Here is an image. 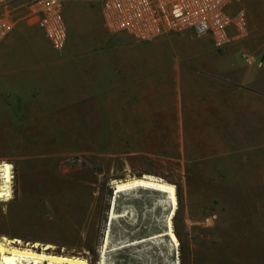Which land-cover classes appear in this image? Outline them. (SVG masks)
Instances as JSON below:
<instances>
[{"label":"rangeland","instance_id":"obj_1","mask_svg":"<svg viewBox=\"0 0 264 264\" xmlns=\"http://www.w3.org/2000/svg\"><path fill=\"white\" fill-rule=\"evenodd\" d=\"M27 1L11 5L14 28L0 44V166L12 165L10 198L0 200V241L17 232L7 221H29L27 235L11 246L42 252L49 245L46 254L98 264L108 231L106 264L212 263L205 252L217 244L210 232L217 209L240 189L231 178L264 165L262 148L235 147L234 139L210 147L216 133L191 130L196 125L189 116L163 113L167 98L190 94L183 92L186 79L171 66L145 70L146 63L183 52L179 37L199 35L141 42L107 31L102 0H67V40L59 55L28 15ZM202 44L201 56L217 52ZM121 60L126 71L118 76ZM105 67L111 75L98 77ZM156 104L162 114H150ZM141 177L172 185L174 210L164 194L136 189L115 196L117 217L109 222L110 187ZM21 193L30 202L19 204ZM211 215L215 219L204 223ZM168 218L177 245L164 234Z\"/></svg>","mask_w":264,"mask_h":264},{"label":"crops","instance_id":"obj_2","mask_svg":"<svg viewBox=\"0 0 264 264\" xmlns=\"http://www.w3.org/2000/svg\"><path fill=\"white\" fill-rule=\"evenodd\" d=\"M66 1L64 19L67 18L68 21L70 8H66ZM240 5L247 16L246 38L236 40L234 30L230 29L229 35L234 39L219 49L208 37H179L178 40L184 47L183 52L182 49L180 52L175 49L170 55H156L147 61L145 70L171 66L176 75L186 79L183 92L190 94L186 97L167 98L163 113L170 116H189L193 120L192 124L196 125L191 130L216 133L217 141L209 144L210 147L228 146L227 141L224 143L223 140L234 139L235 143L231 144L235 147L262 148L264 165V0H241ZM68 26L66 25L67 29ZM175 34L182 33H171L159 38ZM7 40L5 48L12 49L14 39ZM202 41L209 42L217 52L201 56L205 50ZM239 51L248 53L256 62L252 66H246L241 57H237ZM123 61H118V76L125 75L126 66ZM140 66L135 67H139L136 70L138 77L143 76V67ZM110 68H102L97 72V76H110ZM152 109L156 111H150V114H162L164 107H158L156 104L150 107V110ZM214 136L212 135V140ZM253 156L254 153L252 158ZM231 179L238 181L239 192L231 195L229 203L224 201L220 204L221 207H218L219 220L210 231L217 244L211 247L209 252H205V256L211 260L212 263L209 264H264V166L260 171L237 173ZM23 194L18 195V203L29 201ZM8 226L17 231V234L12 236L15 240L26 234V231L22 233L24 229H31L29 221H7ZM41 228L55 238L54 231ZM2 240L4 244L12 241L5 237H2ZM34 241L38 245L39 240Z\"/></svg>","mask_w":264,"mask_h":264},{"label":"built area","instance_id":"obj_3","mask_svg":"<svg viewBox=\"0 0 264 264\" xmlns=\"http://www.w3.org/2000/svg\"><path fill=\"white\" fill-rule=\"evenodd\" d=\"M21 0H0V43L10 35L14 22L7 13ZM66 0H28L27 12L44 39L59 55L64 51L67 28L64 19ZM241 0H102L101 18L110 33L126 32L141 42L171 33L193 32L211 39L216 48H223L234 38L248 35V22ZM235 32L234 38L229 35ZM246 66L254 63L246 52L240 55ZM10 166V193L12 165ZM10 198V196L8 197ZM0 200H8L3 197ZM215 219L206 217L203 222Z\"/></svg>","mask_w":264,"mask_h":264},{"label":"bare ground","instance_id":"obj_4","mask_svg":"<svg viewBox=\"0 0 264 264\" xmlns=\"http://www.w3.org/2000/svg\"><path fill=\"white\" fill-rule=\"evenodd\" d=\"M10 166L8 164H3L0 166V199L3 197L10 196ZM115 191L111 195L110 200V208L108 211L109 215V222L117 217L114 213V199L115 196L119 193L125 191H132L136 189H145V190H152L159 193L164 194L166 201L170 203L173 210L175 208L176 200H175V189L172 185L154 180L153 178H145L141 177L139 179L134 178L123 182L115 183ZM166 236L170 238L172 244L177 245V238L172 231L170 218H168L167 222V230L164 233ZM163 235V234H162ZM105 239L103 240L101 246V256L98 264H106L105 261V253L108 248V231L104 236ZM20 243L19 240H12L9 241L7 244H4L0 241V264H87L84 260L74 257H64L59 255H50L44 253V251L50 248L49 245H45L42 247V252H35L31 249H23L19 247H13L12 244ZM137 241L133 242L136 244ZM34 248H38V245H32Z\"/></svg>","mask_w":264,"mask_h":264},{"label":"water","instance_id":"obj_5","mask_svg":"<svg viewBox=\"0 0 264 264\" xmlns=\"http://www.w3.org/2000/svg\"><path fill=\"white\" fill-rule=\"evenodd\" d=\"M261 60H263V57H262ZM110 189H111V193H114V191L116 190V189H115V184H113V185L110 187ZM125 192H126V191H125Z\"/></svg>","mask_w":264,"mask_h":264}]
</instances>
